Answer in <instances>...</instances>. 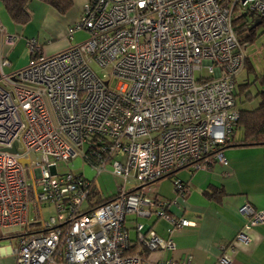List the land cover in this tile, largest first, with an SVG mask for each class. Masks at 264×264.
<instances>
[{
    "label": "built area",
    "instance_id": "2783aa9c",
    "mask_svg": "<svg viewBox=\"0 0 264 264\" xmlns=\"http://www.w3.org/2000/svg\"><path fill=\"white\" fill-rule=\"evenodd\" d=\"M240 14L264 22V0H86L68 30L69 41L75 31L85 40L42 56L29 39L30 63L10 75L0 58V149L16 143L21 151L0 150V230L25 233L15 264H190L171 256L172 233L193 225L171 213L189 191L174 173L227 166L223 151L239 118L235 78L246 59L233 28ZM1 37L7 47L18 39L0 26ZM77 158L95 176L109 167L123 179L111 201L88 208L93 181L73 174ZM58 162L69 171L60 174ZM164 178L171 200L149 189ZM42 204L54 215L29 235L41 214L38 207L30 218L31 207ZM238 211L245 228L264 223V211L247 202ZM151 218L150 226L136 221ZM160 220L165 236L154 228ZM235 239L250 240L242 231ZM230 261L223 253L217 264Z\"/></svg>",
    "mask_w": 264,
    "mask_h": 264
},
{
    "label": "crops",
    "instance_id": "0c3cea01",
    "mask_svg": "<svg viewBox=\"0 0 264 264\" xmlns=\"http://www.w3.org/2000/svg\"><path fill=\"white\" fill-rule=\"evenodd\" d=\"M85 2L73 0L72 9L66 15L60 16L47 5L32 0L29 3L31 20L39 30L35 36L33 33L26 35V25L25 28L19 27L11 21L0 0V26L7 35L18 36L11 47H7L3 38H0V58L8 62L2 68V72L10 75L30 63L31 56L26 47L29 39L36 40L42 56L54 55L84 40L87 37L86 33L75 31L72 40L69 41L68 30L79 20ZM57 20L60 24H57ZM54 25L57 33L51 32ZM48 39H55L58 43L47 47L48 51H45V46H42L40 41H44L45 44ZM242 85L249 87L248 83ZM239 143L240 141L238 143L234 141L224 149L223 153L227 160L225 167L214 165L209 171L192 172L180 169L174 173L176 178L188 185L189 191L184 200H179L178 204L172 207L171 213L175 216L181 215L193 223L190 227L172 233L171 238L176 246V251L171 255L174 259L184 261L190 256V264H217L224 253L231 259L229 264H264V223L245 228V219L238 211L245 202L256 210L264 211V146L249 147L241 146ZM153 190L161 198L168 200L175 198L172 182L168 195L158 194L160 193L158 188ZM35 211V207H31L30 218L35 217ZM166 227L167 223L161 221L155 231L165 236ZM239 231L250 238L248 244L245 245L235 239ZM12 235L14 234L9 231L2 233L0 230V237H5L0 239V243L5 242L0 244V264H15L13 252L18 239ZM14 241H17L15 245L6 243ZM168 256L162 253L157 257Z\"/></svg>",
    "mask_w": 264,
    "mask_h": 264
},
{
    "label": "rangeland",
    "instance_id": "374dc122",
    "mask_svg": "<svg viewBox=\"0 0 264 264\" xmlns=\"http://www.w3.org/2000/svg\"><path fill=\"white\" fill-rule=\"evenodd\" d=\"M86 1V0H85ZM62 16V15H60ZM62 19V18H61ZM249 21V18L247 19ZM31 23V24H30ZM57 24H60V21L57 20ZM28 25V26H27ZM26 25V35L32 34L37 35L39 33L38 28L34 25V22L32 20ZM241 23H238L236 25V28L240 27ZM54 29L52 27L51 32L57 33L58 30ZM25 28V27H24ZM23 31V30H22ZM86 39V38H85ZM84 39V40H85ZM55 40V39H54ZM46 40L45 44L44 41H40L42 46L44 47L45 51H48L47 47H51L54 44H57V40ZM83 41V40H82ZM81 41V42H82ZM77 42V41H76ZM75 43V42H74ZM80 43V42H78ZM76 44V43H75ZM246 55L248 59V65L246 68L237 75L235 78V93H239V86L248 83L249 87L248 90H246V95L249 97V101L247 103L242 104V100L244 99V95L240 94V96L236 99L237 106L244 108V109H253L257 106L259 102L258 93L264 91V84L261 83V80L264 75V22H262L260 25L255 27L252 33V41H250L247 44L246 47ZM92 69L96 72V74L99 77H102L104 72L100 70L97 66H92ZM113 87V85H112ZM241 140V134L238 132L234 138L235 142H239ZM35 157L32 156V160H34ZM118 159L121 160V156L118 157ZM70 168L74 175H83L84 178L88 180H93V189L92 191L94 193L90 194L88 199V204H94L99 199L104 200L108 199L110 197H115L119 191L120 186L123 184V179L117 176H114L110 168L107 167L106 170L100 172L95 176V173L91 169L89 165L86 163H83V161L80 158H77L70 164ZM57 170L60 174L67 173L69 171V167L64 162H58L57 163ZM137 183H134V181L131 179L127 181L125 184L127 190H131L135 188ZM171 182L170 179L166 178L161 180L160 182L153 183L149 185V189L158 188L160 190V195H168V191L170 190ZM147 188V187H146ZM148 192V191H147ZM51 215H54V210L52 207L47 206L45 204L41 205V214L38 215V219H48ZM132 217L129 216L128 219L130 220ZM154 218L145 220V219H138L136 220L138 223H144L150 226V224L153 222ZM160 221H158V224L154 226V228H158L160 225ZM163 222V221H162ZM134 223H127V228L133 227ZM167 229V227H166ZM7 231L16 234L21 233L24 231V229L21 228H14L9 230H2V233H7ZM130 236L133 237V232H130ZM15 242V243H14ZM12 242H6L10 245H15L17 241ZM5 242H2L0 244H4Z\"/></svg>",
    "mask_w": 264,
    "mask_h": 264
},
{
    "label": "trees",
    "instance_id": "16d2710c",
    "mask_svg": "<svg viewBox=\"0 0 264 264\" xmlns=\"http://www.w3.org/2000/svg\"><path fill=\"white\" fill-rule=\"evenodd\" d=\"M31 1L32 0H2V3L11 21L19 27H24L31 21V11L29 9V3ZM38 1L52 8L55 12H57L59 15L62 16L66 15L73 7V0H38ZM254 20H255L254 18H251L249 19V21H247V17L242 14L234 17L233 28L237 36V39L245 52H246L247 44L250 41H252V33L255 28H252L250 30H248V28L250 27L251 23H253ZM262 22L263 21H261V23ZM238 23H241V25L240 27L236 28V25ZM245 65H248L247 57L245 59ZM261 81L264 84V75ZM247 89H248V85L247 86L240 85L239 93L237 92L236 94L234 90L235 104L239 112V118L234 128L231 142L232 144L234 143V138L236 134L239 132L241 134V140L239 145L249 146V147L264 146V92L259 93V102L255 108L244 109L237 106L236 99L240 96V94H242L244 95V99L242 100L241 103L242 104L247 103L250 100L249 97L246 95ZM92 189H93V185L91 186L90 194L94 193ZM112 199L113 197L104 200L99 199L92 205H90L89 203L88 208H95L97 206H100L102 204L111 201ZM38 207L40 208V205L39 206L36 205L35 207L36 210H38ZM36 219H37L36 222H33L32 224L29 225L30 226L29 229L27 230L25 229L27 231V234L30 235L42 231L40 227L41 219H38V215L36 216ZM24 234L25 233H16L12 236L19 239ZM3 238L5 237H0V239Z\"/></svg>",
    "mask_w": 264,
    "mask_h": 264
},
{
    "label": "water",
    "instance_id": "95a60500",
    "mask_svg": "<svg viewBox=\"0 0 264 264\" xmlns=\"http://www.w3.org/2000/svg\"><path fill=\"white\" fill-rule=\"evenodd\" d=\"M260 24H261V20L255 19L253 21V23H251V25L248 28V30L257 27ZM0 150L1 151L8 152L10 154H21V151H18L17 150V144L16 143H14L11 148H1ZM19 163L22 164V165H26L28 163V159H22L21 158V159H19Z\"/></svg>",
    "mask_w": 264,
    "mask_h": 264
}]
</instances>
